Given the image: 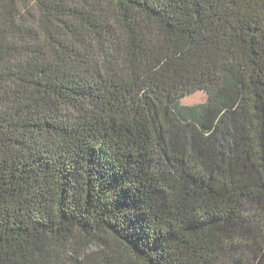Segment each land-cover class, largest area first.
I'll list each match as a JSON object with an SVG mask.
<instances>
[{"label":"trees","instance_id":"obj_1","mask_svg":"<svg viewBox=\"0 0 264 264\" xmlns=\"http://www.w3.org/2000/svg\"><path fill=\"white\" fill-rule=\"evenodd\" d=\"M0 264H264V0H0Z\"/></svg>","mask_w":264,"mask_h":264},{"label":"rangeland","instance_id":"obj_2","mask_svg":"<svg viewBox=\"0 0 264 264\" xmlns=\"http://www.w3.org/2000/svg\"><path fill=\"white\" fill-rule=\"evenodd\" d=\"M205 97H206V95L203 92H199V93H196V94H193L191 96L186 97L183 100V103L186 104V105L200 103V102L204 101ZM114 248L116 249V248H119V247L117 246V247H114Z\"/></svg>","mask_w":264,"mask_h":264}]
</instances>
